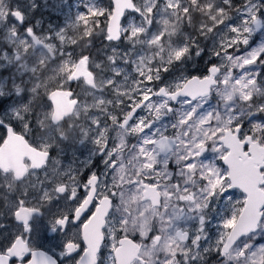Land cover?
I'll list each match as a JSON object with an SVG mask.
<instances>
[{
  "label": "snow or ice",
  "instance_id": "snow-or-ice-1",
  "mask_svg": "<svg viewBox=\"0 0 264 264\" xmlns=\"http://www.w3.org/2000/svg\"><path fill=\"white\" fill-rule=\"evenodd\" d=\"M36 7L0 0V264H264V0Z\"/></svg>",
  "mask_w": 264,
  "mask_h": 264
},
{
  "label": "rangeland",
  "instance_id": "rangeland-1",
  "mask_svg": "<svg viewBox=\"0 0 264 264\" xmlns=\"http://www.w3.org/2000/svg\"><path fill=\"white\" fill-rule=\"evenodd\" d=\"M86 0H36V7L30 16L33 22L39 21L38 30H47L49 26L63 27L77 11H81ZM108 3V0H101ZM239 195V193H237Z\"/></svg>",
  "mask_w": 264,
  "mask_h": 264
},
{
  "label": "flooded vegetation",
  "instance_id": "flooded-vegetation-1",
  "mask_svg": "<svg viewBox=\"0 0 264 264\" xmlns=\"http://www.w3.org/2000/svg\"><path fill=\"white\" fill-rule=\"evenodd\" d=\"M75 150V149H72V150H69L68 154H67V157L65 158V163H68L71 158H72V151ZM76 151V155L80 158V159H84L85 156L87 155L86 151L84 149H79V150H75ZM83 152V155H81V153Z\"/></svg>",
  "mask_w": 264,
  "mask_h": 264
}]
</instances>
